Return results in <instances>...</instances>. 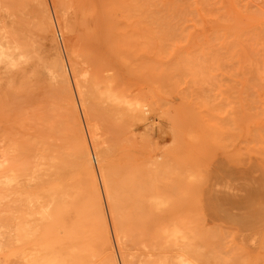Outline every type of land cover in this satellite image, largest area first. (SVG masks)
Segmentation results:
<instances>
[{
  "label": "rangeland",
  "instance_id": "374dc122",
  "mask_svg": "<svg viewBox=\"0 0 264 264\" xmlns=\"http://www.w3.org/2000/svg\"><path fill=\"white\" fill-rule=\"evenodd\" d=\"M262 141L264 0H0V264H264Z\"/></svg>",
  "mask_w": 264,
  "mask_h": 264
},
{
  "label": "bare ground",
  "instance_id": "6f19581e",
  "mask_svg": "<svg viewBox=\"0 0 264 264\" xmlns=\"http://www.w3.org/2000/svg\"><path fill=\"white\" fill-rule=\"evenodd\" d=\"M150 1V0H149ZM172 1V0H171ZM166 3V2H165ZM171 3V2H170ZM169 3V4H170ZM147 4V3H146ZM168 4V3H167ZM64 6V5H63ZM205 6V5H204ZM147 8H148V4H147ZM174 11V10H173ZM43 16H44V14H43ZM262 16V15H261ZM81 19V18H80ZM48 22V21H47ZM169 23V22H168ZM45 24V23H44ZM16 25V24H15ZM147 26V25H146ZM165 26V25H164ZM46 29H47V25H46ZM18 30V29H17ZM7 31V30H6ZM10 34V33H9ZM11 35V34H10ZM28 37V36H27ZM166 37V36H165ZM18 39V38H17ZM19 40H20V38H19ZM9 42V41H8ZM165 44V43H164ZM8 46V45H7ZM15 48V47H14ZM7 51V50H6ZM241 56V55H240ZM259 60V59H258ZM57 62H58V60H57ZM55 68H56V66H55ZM182 68V67H181ZM246 68V67H245ZM57 69V68H56ZM252 70V69H251ZM57 71V70H56ZM60 71V70H59ZM65 72V71H64ZM247 72V71H246ZM58 73V72H57ZM251 73V72H250ZM254 73V72H253ZM252 76V75H251ZM256 79V78H255ZM61 80H63V79H61ZM69 81V80H68ZM237 81V80H236ZM252 81V80H251ZM250 81V82H251ZM258 81V80H257ZM262 84V83H261ZM245 86V85H244ZM246 86H248L247 84H246ZM248 88H249V86H248ZM243 89V88H242ZM250 89V88H249ZM253 89V88H252ZM168 90V89H167ZM245 90V89H244ZM169 91V90H168ZM188 91V90H187ZM223 93V92H222ZM52 94V93H51ZM229 94H231L230 92H229ZM250 94V93H249ZM55 95V94H54ZM55 97H57V96H55ZM229 97V96H228ZM237 104V103H236ZM72 105V104H71ZM71 105H70V107H71ZM87 105V104H86ZM244 105V104H243ZM91 106V105H90ZM95 107V106H94ZM92 108V107H91ZM99 108V107H98ZM74 117V116H73ZM249 117V116H248ZM247 117V118H248ZM253 117V116H252ZM251 117V118H252ZM255 117V116H254ZM75 118V117H74ZM257 118V117H256ZM248 120H249V118H248ZM74 123H75V121H73ZM75 125V124H74ZM76 132V131H75ZM79 133V132H78ZM80 134V133H79ZM259 140V139H258ZM262 142H264V141H262ZM253 149V148H252ZM78 150V149H77ZM81 152V154H80V156H81V161H82V163H83V165L88 169L89 167V157L86 155V153H85V151L84 150H81L80 151ZM261 152V151H260ZM60 161V160H59ZM93 183V182H92ZM94 184V183H93ZM212 196V195H211ZM215 226V225H214ZM210 229H208V231H209ZM207 231V232H208ZM224 231V230H223ZM210 232V231H209ZM212 232V231H211ZM206 234V233H205ZM209 234V233H208ZM216 234V233H215ZM224 234V233H223ZM210 236V235H209ZM224 236H225V234H224ZM208 237V236H207ZM213 237H215V235H213ZM219 238V237H218ZM223 240V239H222ZM221 241V240H220ZM222 243V242H221ZM51 244V243H50ZM106 244V243H105ZM201 246H202V244H201ZM107 247H109V245L107 246ZM221 247L223 248V246L221 245ZM220 247V248H221ZM110 248V247H109ZM107 249V248H106ZM105 249V250H106ZM211 250H212V248H210ZM209 249V250H210ZM139 250V249H138ZM201 250H203V249H201ZM210 250V251H211ZM216 250V249H215ZM208 252V251H207ZM213 252V251H212ZM206 253V252H205ZM211 253V252H210ZM216 253V252H215ZM218 253V252H217ZM217 253H216V255H217ZM111 254V253H110ZM127 254V253H126ZM125 254V255H126ZM148 254V253H147ZM108 256H109V254H107ZM152 255V254H151ZM210 255V254H209ZM215 255V254H214ZM213 255V256H214ZM105 256H106V254H105ZM135 257H136V255H134ZM212 256V257H213ZM217 256H215V258H216ZM220 257V256H219ZM112 258V257H111ZM125 258V257H124ZM205 258H207V255H206V257ZM218 258V257H217ZM219 259V258H218ZM212 260H215V259H212ZM220 260H221V258H220ZM126 261H128V260H126ZM130 262H131V260H130ZM133 262V261H132ZM215 262H217V261H215ZM220 263H221V261H220ZM108 264H115L113 261H111V262H109L108 261ZM213 264V263H212ZM218 264V263H217ZM222 264V263H221Z\"/></svg>",
  "mask_w": 264,
  "mask_h": 264
}]
</instances>
